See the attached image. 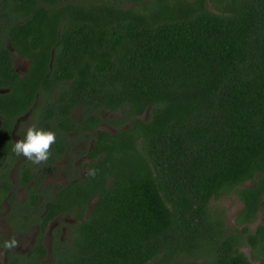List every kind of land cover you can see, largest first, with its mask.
Listing matches in <instances>:
<instances>
[{"label": "trees", "instance_id": "trees-1", "mask_svg": "<svg viewBox=\"0 0 264 264\" xmlns=\"http://www.w3.org/2000/svg\"><path fill=\"white\" fill-rule=\"evenodd\" d=\"M0 16L30 62L17 72L1 40L0 248L35 231L4 264H252L243 242L264 264V222L226 235L209 208L234 191L237 225L264 213V0H0ZM17 124L20 139L32 124L56 134L46 163L17 167L20 201ZM85 136L86 174L43 186Z\"/></svg>", "mask_w": 264, "mask_h": 264}, {"label": "rangeland", "instance_id": "rangeland-1", "mask_svg": "<svg viewBox=\"0 0 264 264\" xmlns=\"http://www.w3.org/2000/svg\"><path fill=\"white\" fill-rule=\"evenodd\" d=\"M210 7V5H208ZM125 8L133 7L138 8V5L127 2L124 3ZM211 8V7H210ZM14 56L13 65L17 72L20 74H23L27 68L29 67V60L27 58H22L18 56L15 52H12ZM3 91V90H2ZM36 104V103H35ZM76 113H74V116H76ZM147 111L142 115V118H145L147 116ZM28 115H25L21 120L23 122H28ZM101 117L105 120H109L112 118H117L119 116L118 112H109V111H101L100 113ZM77 117V116H76ZM26 124L24 125L25 128ZM23 128V129H24ZM100 129L108 130V131H115V129L109 125L107 122H102L99 125ZM92 134V133H91ZM20 134L18 133V124L15 127V132L13 134V138L15 140L20 139ZM92 145V138L90 136H85L84 138H79L74 140L71 143V146L68 151H66L61 158L55 162L54 165V171L47 176V178L43 182V186H46V188H49V186H55L59 184H64L67 179L69 178V175L72 174H78V176H84L86 174L85 164L89 162L88 158L85 155V151L88 150ZM26 158L23 156L19 157L18 160L14 163L12 170L9 173V178L13 184V189L15 190L16 196L15 199L17 201H20L24 198V188L21 186H15L17 182V167L21 165L25 161ZM27 160V159H26ZM71 165V166H70ZM71 167L74 169L72 170ZM253 183L247 182L246 185H252ZM44 201V200H43ZM6 206V205H5ZM210 211L213 215V218L219 219L222 228H224L226 235L233 234L240 232L241 227L246 226L248 227V230L250 232L254 231L257 225L264 222V213L263 210L260 208L258 212L256 213V217L254 222L252 223H246L243 225H237L235 223L237 214L242 210L243 208V202L238 198L236 193L234 191H231L228 194L220 196L218 199L211 200L209 203ZM73 218L70 215H65L60 218L55 219L52 221L44 234L43 237V244L47 248L48 252L45 258L43 259L44 263H47L50 260V254H49V248H50V238H51V229L57 224V223H72ZM0 233L4 237H8L11 233V227L10 225L3 219H0ZM34 229H31L30 233H22L18 234L14 239L17 240L18 246L14 248V250L18 253L22 254H29L31 252V245L33 242V236H34ZM240 251H242L252 262V264H259V261L257 259V254L251 250V247L246 244L242 243L240 245ZM5 258H4V249L0 248V264H4Z\"/></svg>", "mask_w": 264, "mask_h": 264}, {"label": "clouds", "instance_id": "clouds-1", "mask_svg": "<svg viewBox=\"0 0 264 264\" xmlns=\"http://www.w3.org/2000/svg\"><path fill=\"white\" fill-rule=\"evenodd\" d=\"M56 143V134L53 131L38 128L36 124H32L26 130L23 138L14 142L12 152L16 156H23L33 165L46 163L51 154V146ZM89 176L94 177L96 171L89 170ZM18 246L16 239H10L3 242L2 248L12 250Z\"/></svg>", "mask_w": 264, "mask_h": 264}, {"label": "flooded vegetation", "instance_id": "flooded-vegetation-1", "mask_svg": "<svg viewBox=\"0 0 264 264\" xmlns=\"http://www.w3.org/2000/svg\"><path fill=\"white\" fill-rule=\"evenodd\" d=\"M9 21H10V20H5V19L2 18V16H0V42H1V40L3 39L4 43L6 44V47H7V48L11 51V53H12V52H14V51H13V49L10 47L9 39H8V38H4L3 35H2V32H1V31H2V30H1V27H2V26H5V25L9 26V25H8ZM12 55H13V54H12ZM13 64H14V63H13ZM14 68H15V67H14ZM15 70H16V69H15ZM16 71H17V70H16ZM2 90L5 91L4 89H0V92H3ZM27 114H28V113H27ZM27 114H26V115H27ZM23 117H24V116H23ZM23 117H22V118H23ZM16 126H17V125H16ZM0 127H1V117H0ZM11 170H12V169H11ZM11 170H10V171H11ZM10 171H9V173H10ZM8 177H9V174H8ZM0 219H2V218H0Z\"/></svg>", "mask_w": 264, "mask_h": 264}]
</instances>
